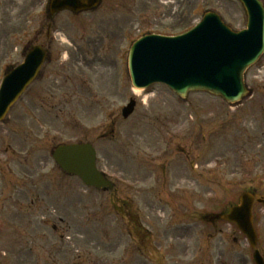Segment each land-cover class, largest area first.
<instances>
[{
    "label": "rangeland",
    "instance_id": "rangeland-1",
    "mask_svg": "<svg viewBox=\"0 0 264 264\" xmlns=\"http://www.w3.org/2000/svg\"><path fill=\"white\" fill-rule=\"evenodd\" d=\"M206 11L245 27L237 0H102L50 17L58 59L0 121V264H254L246 239L213 215L243 190L264 197V54L245 75L251 95L233 106L200 91L180 99L161 84L135 92L127 73L132 41L182 33ZM42 14L0 18V79ZM80 140L92 142L113 189L55 164L57 144ZM255 211L264 257V207Z\"/></svg>",
    "mask_w": 264,
    "mask_h": 264
},
{
    "label": "water",
    "instance_id": "water-1",
    "mask_svg": "<svg viewBox=\"0 0 264 264\" xmlns=\"http://www.w3.org/2000/svg\"><path fill=\"white\" fill-rule=\"evenodd\" d=\"M247 16L246 28L230 30L213 12L204 14L192 30L175 37L150 35L140 39L128 53V72L134 87L163 83L184 98L189 91H207L228 103L248 94L244 72L264 51V6L260 0H239ZM98 0H52L51 11H80L97 5ZM44 51L35 46L24 61L12 69L0 85V120L37 75ZM134 101L123 108L127 117ZM53 158L65 172L78 176L86 186L111 188L112 183L96 167L95 150L89 143L61 144ZM264 204V199L257 200ZM254 196L242 192L236 204L217 218L233 223L253 249L255 264H264L253 223Z\"/></svg>",
    "mask_w": 264,
    "mask_h": 264
},
{
    "label": "flooded vegetation",
    "instance_id": "flooded-vegetation-1",
    "mask_svg": "<svg viewBox=\"0 0 264 264\" xmlns=\"http://www.w3.org/2000/svg\"><path fill=\"white\" fill-rule=\"evenodd\" d=\"M49 2L50 0H45L39 6V0H0V18L2 19H4L5 16H36L40 7V11L43 12L42 15H44L45 20L42 24L39 34L37 33L35 35V40H26L24 43L18 45L17 47L19 48L20 54L24 55L33 46L41 45V47L46 51V62H52L58 59V57L55 58L54 56H52L51 47L53 43V30L55 29V25L53 21L51 24H49V19L50 17L52 18L55 15L57 16L61 13H67V11L51 13L49 10ZM31 38H33V35ZM42 76L43 73L41 72L38 80L41 79Z\"/></svg>",
    "mask_w": 264,
    "mask_h": 264
},
{
    "label": "trees",
    "instance_id": "trees-1",
    "mask_svg": "<svg viewBox=\"0 0 264 264\" xmlns=\"http://www.w3.org/2000/svg\"><path fill=\"white\" fill-rule=\"evenodd\" d=\"M137 227H139L140 228V225H137ZM142 230V229H141ZM138 231H140V230H138ZM141 232V231H140ZM139 234H142V233H139Z\"/></svg>",
    "mask_w": 264,
    "mask_h": 264
},
{
    "label": "bare ground",
    "instance_id": "bare-ground-1",
    "mask_svg": "<svg viewBox=\"0 0 264 264\" xmlns=\"http://www.w3.org/2000/svg\"><path fill=\"white\" fill-rule=\"evenodd\" d=\"M134 91H135V92H139V90H136V89H135Z\"/></svg>",
    "mask_w": 264,
    "mask_h": 264
}]
</instances>
